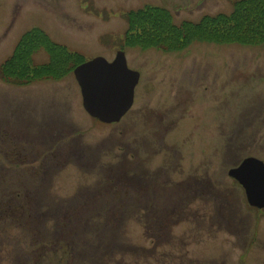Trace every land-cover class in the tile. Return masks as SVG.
<instances>
[{
	"label": "flooded vegetation",
	"instance_id": "1",
	"mask_svg": "<svg viewBox=\"0 0 264 264\" xmlns=\"http://www.w3.org/2000/svg\"><path fill=\"white\" fill-rule=\"evenodd\" d=\"M118 50L106 59L114 61ZM123 52L127 68L138 74L127 111L103 122L84 109L82 96L77 107L105 130L70 116L68 102L51 94L29 102L32 106H15L12 119L0 118V264H105L101 258L107 249L125 250L133 259L160 249L156 263L167 264L162 249L167 238L179 250L175 264H186L183 235L191 231L179 228L182 221L194 224L195 243L200 233L215 236V226L230 228L236 238L249 230V219L237 216L228 198V204L221 199L216 172L238 184L249 208L264 214V207L248 204L244 186L229 174L250 157L264 163L263 90L250 86L246 91L245 81L235 94L228 59L218 69L211 59L196 62L184 76L180 56ZM241 98L247 104L235 120L236 136L229 108ZM213 130L222 136L221 149L210 137ZM237 151L244 152L241 159L232 158ZM211 153L221 156L217 166ZM214 202L229 211L215 214ZM193 204L207 207L193 212ZM102 206L109 212H96ZM127 221L152 245L136 242L131 232L130 239H116ZM108 229L110 243L104 235ZM256 233L264 252V238Z\"/></svg>",
	"mask_w": 264,
	"mask_h": 264
},
{
	"label": "rangeland",
	"instance_id": "2",
	"mask_svg": "<svg viewBox=\"0 0 264 264\" xmlns=\"http://www.w3.org/2000/svg\"><path fill=\"white\" fill-rule=\"evenodd\" d=\"M237 1L239 0H0V65L14 52L20 38L33 29H38L53 42H57L73 52L75 60L72 61H75L76 64L95 57L108 58L121 48L132 56L137 53L172 54L170 55L171 59L180 56L183 58V73L186 76L189 70L195 68L196 62L205 63L211 59L214 60L215 67L218 69L223 67L222 59H228L232 91L236 94V89L248 81L249 85L245 83L246 91L251 86L253 89L263 90L264 97V42L259 45L247 46L236 43L217 44L193 41L179 50H164L156 47L143 49L139 46L128 47L125 45L126 31L129 28L127 19L130 12H137L146 7L160 8L168 13L174 25L179 26L185 22L199 23L205 17H215L220 14L228 15L233 11ZM76 53L79 55L78 59ZM48 62L49 55L44 49L35 53L34 65ZM72 71L73 69L58 79H38L25 85L5 82L0 76V118L7 115L8 118L12 119L15 106H32L29 102L46 100L45 96L51 94L68 102L70 116L76 114L77 117L83 119L82 123L90 129L105 130L106 126L91 122L83 109L77 108L80 107L81 95ZM220 80L222 81V77ZM246 104L245 98H241L239 102L237 100L230 102L231 119L229 127L236 136L239 134H236L234 130H238L239 127L235 120L240 117ZM262 132L264 136V124L262 125ZM208 133L211 132L208 131ZM210 137L214 138L215 145L221 149L222 136L213 130ZM198 148H203L206 151V147H202L200 143ZM243 154L244 152L237 151L232 158L241 159ZM213 156V164L217 166L221 156L215 154ZM183 164L186 166L188 162L184 160ZM214 181L219 184L216 190L220 191L223 202L228 204V198L233 211L237 212V216L249 219V234L247 233L248 236L246 235L244 238H236V234L234 235L230 228L220 230L215 226V236L211 233L208 238L205 234L200 233L199 241L195 243L192 237V234H195L194 224L189 221H182L179 228L191 231L183 235V240L187 246L182 248L181 253L185 256L186 264L189 262L192 264H264V252L259 251V246L256 243L258 242L256 232H259L260 239L264 238V217H262L264 214L249 208L244 202L243 195L240 194L241 190L238 184L226 177L224 173H214ZM199 196L206 195L200 193ZM233 199L235 204L232 202ZM209 202V206H211V201ZM227 206L224 210L214 202L215 214L227 213L229 211ZM89 207L91 210L88 212H94L92 206ZM200 207L206 208L207 205L193 204L190 209L193 212H203L204 210H201ZM216 208L221 209L216 211ZM105 211L109 212V208L106 209L102 206L96 210L99 213ZM185 217L184 215L183 218ZM108 222L110 224L111 220ZM96 223L104 226L103 221L97 220ZM121 226L115 234L116 239L118 237L125 239L126 236L130 239L129 234L131 232V236L136 242L152 245V242H148L147 238H142L138 228H130V222H122ZM104 235L107 236L108 243H110L112 231L108 229ZM116 239H114L115 242ZM249 239H251L250 245L247 250H244L242 246ZM252 240H254V244H251ZM103 244V242L100 243L102 248H104ZM162 244L166 245L162 249L167 258V264L170 260L172 264H175V256L179 254V250L172 247L173 240L167 238ZM157 251L158 253H147L146 258L133 259L130 253L125 250L117 249V252H112L111 249H107L102 254L101 261L107 262L105 264H114L110 263L114 260L117 261V264H130L131 262V264H157L156 258L160 257V249ZM136 256L140 255L136 254Z\"/></svg>",
	"mask_w": 264,
	"mask_h": 264
},
{
	"label": "trees",
	"instance_id": "3",
	"mask_svg": "<svg viewBox=\"0 0 264 264\" xmlns=\"http://www.w3.org/2000/svg\"><path fill=\"white\" fill-rule=\"evenodd\" d=\"M127 21L125 45L143 49L179 50L193 41L247 46L264 42V0H239L230 14L205 17L199 23L174 25L165 10L154 7L130 12ZM40 49L49 55V62L34 65L33 55ZM74 56L42 31L33 29L20 38L12 55L0 65V76L5 82L21 85L38 79H58L77 65L72 61Z\"/></svg>",
	"mask_w": 264,
	"mask_h": 264
},
{
	"label": "water",
	"instance_id": "4",
	"mask_svg": "<svg viewBox=\"0 0 264 264\" xmlns=\"http://www.w3.org/2000/svg\"><path fill=\"white\" fill-rule=\"evenodd\" d=\"M117 54L112 62L95 57L73 70L84 108L103 122L116 121L127 111L138 80V74L127 68L123 51ZM229 174L244 186L251 206L264 207V163L261 160L247 158Z\"/></svg>",
	"mask_w": 264,
	"mask_h": 264
}]
</instances>
